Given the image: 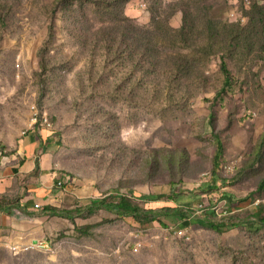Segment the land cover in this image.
Returning <instances> with one entry per match:
<instances>
[{
    "label": "rangeland",
    "instance_id": "obj_1",
    "mask_svg": "<svg viewBox=\"0 0 264 264\" xmlns=\"http://www.w3.org/2000/svg\"><path fill=\"white\" fill-rule=\"evenodd\" d=\"M94 1L64 9L58 0H0V170L18 169L25 138L47 136L67 196L60 208L119 193L188 215L145 228L104 208L49 215L47 247L0 246V264H264V229L218 233L201 218L243 220L264 205V51L259 41L249 53L207 39L212 26L245 24V4ZM183 8L185 41L175 32ZM221 55L233 77L225 89ZM38 175L16 173L12 197Z\"/></svg>",
    "mask_w": 264,
    "mask_h": 264
},
{
    "label": "trees",
    "instance_id": "obj_2",
    "mask_svg": "<svg viewBox=\"0 0 264 264\" xmlns=\"http://www.w3.org/2000/svg\"><path fill=\"white\" fill-rule=\"evenodd\" d=\"M117 0H113L112 3L108 2L107 6H111L113 3H115ZM126 1V0H122ZM245 6H244V17L246 18V23L242 24L240 22L236 23H228L221 26V29L219 30V33L215 29L214 26L210 27L208 29V35L207 39L208 41H212L215 38H218V42L221 44H225L226 46L233 47V48H241L242 50H247V52H251L252 48L255 46V44H258L260 49L264 51V0H253L250 2H246V0H241ZM101 2L100 0H95L94 3ZM102 2H107L106 0H103ZM95 3V4H96ZM185 3V2H184ZM58 4H61L64 9L70 8L72 5V0H58ZM111 7H119V4L113 5ZM188 7V6H186ZM100 8V6H98ZM182 25L179 29L175 30V32L183 39V41L186 40V35L189 33L191 28H187L186 20L189 16L188 10L182 9ZM118 16V15H117ZM115 17V20L117 19H124L125 17L121 13L120 16ZM161 26H157L155 31L152 32V34H158V31H161ZM49 39L53 35V26L50 25L49 27ZM133 30L132 28H130ZM156 34V35H157ZM219 36H222L221 38ZM135 39V37H134ZM46 49V45L41 49V51H44ZM181 58L186 59V57L179 56ZM264 60V56L262 57ZM220 70L224 75L223 79V89L227 88L232 83V75L230 70L227 67V63L224 59V56L221 55V62H220ZM222 89V88H221ZM220 92H223L222 90H219L217 93V96L220 94ZM222 94V93H221ZM220 94V95H221ZM209 118L212 119L213 115L212 112L209 113ZM212 123L213 121L210 120ZM220 146V144H219ZM220 154V149L216 151L214 155L213 160V171H215V167L217 165V157ZM180 161V158L177 159ZM22 161H25V156H23ZM165 166H170L173 162L176 164V159L173 160L169 157H166L162 159L161 161ZM157 164V161L155 162ZM12 172H17L16 168L11 169ZM38 171V165L35 164V168L33 169V172ZM213 176L211 179H214V173H212ZM264 184V181L262 182L261 186ZM146 202L150 199V195L143 194L140 196ZM15 207L21 212L27 214V215H57L61 217H65L68 219H71L73 217L72 213L75 211L76 213L79 212L80 214L82 211H86V214H94L95 211L99 208H104L110 212H112L115 216L118 218L124 219L125 221L129 222L132 225L142 226L143 228L151 226L153 222H159L160 224H164L160 216H167V215H177L182 218H186L188 213L180 209V207L177 206H164L161 207L159 210H156L152 207H145L140 206V204L136 203L130 196H127L125 194H113L110 193L109 195H106L100 199L92 201L91 205H88L84 208H78L72 210H65L64 208H60L59 206H53V205H43L41 207H34L29 208L28 206L24 205L20 202V198L18 196L15 197H8L6 194H0V208L7 209ZM203 220L206 222H209L210 226L218 233H222L224 231H228L234 227H239L240 225H244L249 230L255 231L254 233H257L259 230L264 229V205H257L253 208V211L251 212L250 217L244 218L243 220L238 218L236 215H227L216 219L208 220L207 217L201 216ZM248 220V221H246Z\"/></svg>",
    "mask_w": 264,
    "mask_h": 264
},
{
    "label": "crops",
    "instance_id": "obj_3",
    "mask_svg": "<svg viewBox=\"0 0 264 264\" xmlns=\"http://www.w3.org/2000/svg\"><path fill=\"white\" fill-rule=\"evenodd\" d=\"M48 138L42 135L25 138L23 145L16 153L20 161L25 156V161L15 165L18 167L16 173L31 174L35 168V160L38 159L39 181H30L20 188V202L31 209L47 204L59 206L60 203L67 201L64 189L56 186L60 185L61 181L55 179V172L51 170V154L47 145L44 144ZM16 173L11 174V167L0 170V194L12 197L15 192L13 177ZM47 217L49 215L29 216L15 207L9 210L0 208V246L7 247L10 244L21 246L29 241L31 243L41 241L40 238L44 237L47 229L50 228L51 221L49 219L48 223Z\"/></svg>",
    "mask_w": 264,
    "mask_h": 264
},
{
    "label": "built area",
    "instance_id": "obj_4",
    "mask_svg": "<svg viewBox=\"0 0 264 264\" xmlns=\"http://www.w3.org/2000/svg\"><path fill=\"white\" fill-rule=\"evenodd\" d=\"M10 246L13 247V251H17L19 249H27V248L32 247V246L47 247V244H43V242L38 241L36 243H30V245H25V246H22V247H19L18 245H15V244H10Z\"/></svg>",
    "mask_w": 264,
    "mask_h": 264
},
{
    "label": "water",
    "instance_id": "obj_5",
    "mask_svg": "<svg viewBox=\"0 0 264 264\" xmlns=\"http://www.w3.org/2000/svg\"><path fill=\"white\" fill-rule=\"evenodd\" d=\"M37 241H34V243H36Z\"/></svg>",
    "mask_w": 264,
    "mask_h": 264
}]
</instances>
